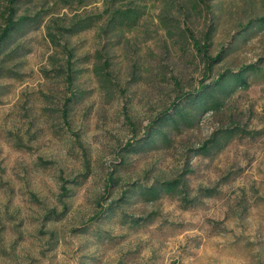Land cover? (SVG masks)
<instances>
[{"label": "rangeland", "instance_id": "374dc122", "mask_svg": "<svg viewBox=\"0 0 264 264\" xmlns=\"http://www.w3.org/2000/svg\"><path fill=\"white\" fill-rule=\"evenodd\" d=\"M54 1L18 0V14L69 11ZM94 1L88 8L101 6ZM166 1L174 4L170 12L162 11ZM146 3L136 27L125 33L129 42H108V59L100 60L107 61L106 84L93 71L97 59H78L106 43L97 28L69 38L73 86L57 70L65 69L66 56L46 38L45 18L19 36L29 50L7 62L17 77L0 78V264H264V132L236 137L210 156L193 153L221 126L264 130V70L219 112L172 130L165 146L136 153L122 148L175 99V81L183 92L193 91L201 79L264 57V22L256 23L264 0H210L211 12L204 8L188 20L178 0ZM161 15L186 21L199 39L213 20L209 52L225 46L227 54L208 76L201 55L166 34ZM71 96L67 124L60 108ZM85 161L90 174L67 184L64 214L45 219L48 210L63 209L60 178H75ZM184 172L188 198L217 183L219 192L187 207L167 195L153 202L121 195ZM110 202L114 211L90 220Z\"/></svg>", "mask_w": 264, "mask_h": 264}, {"label": "trees", "instance_id": "16d2710c", "mask_svg": "<svg viewBox=\"0 0 264 264\" xmlns=\"http://www.w3.org/2000/svg\"><path fill=\"white\" fill-rule=\"evenodd\" d=\"M61 7H68L69 11L55 13L50 9L43 12L36 11L34 14H18V0H6L0 2V78L17 77L18 71L11 67L9 61L21 57L29 49H24L23 41L19 36L31 27H38L45 18L44 32L49 43L62 50L66 56V67H58L57 70L64 74V79L68 86H73L74 79L72 75V58L75 57L74 48L69 45V38L91 28H97L99 36L107 41L96 49L93 53L86 52L78 59H97L93 63V71L103 84L110 82L109 72L105 70L107 61L100 62L101 59H108L105 56L108 42L115 39L111 45L119 44L121 40L129 42L125 37L126 32L132 31L138 24L140 18L145 13L147 5L146 0H101V6L88 8L94 0H55ZM210 0H178L179 6L183 10L186 20L191 19L196 14H201L204 8L211 12ZM173 3L166 1L162 11L170 12ZM168 16L161 15L160 23L166 31V34L174 38L180 48L184 44L191 45L202 57L205 76L212 71L213 66L220 62L227 50L222 46L215 54L209 52V36L213 29V20L208 24L207 31L202 39L197 38L191 27L184 22L181 25L180 19L172 21ZM264 22V14L256 18V23ZM106 62V63H105ZM264 70V57H260L256 62L242 64L237 69L226 68L212 77L208 81L201 79L198 86L189 92H183L178 87V81H175L179 93L171 104L157 113L147 124L142 137L130 139L122 147L127 152H141L150 149H157L170 142L169 133L172 130H181L196 125L199 119L207 112L217 113L224 108L227 101L233 94L240 89L248 88L251 84V76L254 73ZM2 85H0V88ZM74 96V95H73ZM73 96L66 98L60 108L61 117L67 124L71 111L70 104ZM80 97V93L78 94ZM78 98V97H76ZM77 100V99H76ZM264 132L263 129H248L239 124L228 127H218L193 149L194 155L210 156L224 148L232 139L236 137H256ZM185 173L178 174L171 179L157 180L150 185H133L130 191L125 189L121 192L126 196L130 194H139L145 201L153 202L160 197L167 195L177 197L183 203L184 207L194 205L198 197H212L219 192L218 183L213 187H199L197 195L188 198V183L185 179ZM90 174L89 163L85 161L84 171L80 172L73 179L61 177L60 201L63 209L57 212L56 209H50L45 214V219L60 218L66 208L64 197L70 196L71 187L67 184L78 185ZM112 179L110 173L109 180ZM226 179V177L224 178ZM223 180V179H222ZM221 182V180L219 181ZM112 202L108 206H102L90 220H95L99 215L114 211ZM149 217H131L130 221L139 223L147 222ZM86 227L82 229L86 230Z\"/></svg>", "mask_w": 264, "mask_h": 264}]
</instances>
